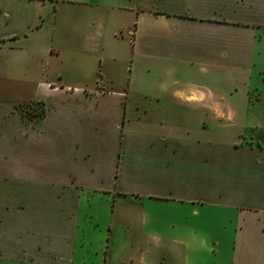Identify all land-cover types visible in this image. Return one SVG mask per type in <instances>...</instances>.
<instances>
[{
  "label": "crops",
  "instance_id": "0c3cea01",
  "mask_svg": "<svg viewBox=\"0 0 264 264\" xmlns=\"http://www.w3.org/2000/svg\"><path fill=\"white\" fill-rule=\"evenodd\" d=\"M0 76V264H264V0H0Z\"/></svg>",
  "mask_w": 264,
  "mask_h": 264
},
{
  "label": "rangeland",
  "instance_id": "374dc122",
  "mask_svg": "<svg viewBox=\"0 0 264 264\" xmlns=\"http://www.w3.org/2000/svg\"><path fill=\"white\" fill-rule=\"evenodd\" d=\"M81 14H82V12L76 7H75V9H71V7H67V8H65V7L63 8L62 7L59 10V13H58V16H59V22H58V25H57L58 30L62 31L63 33H66L67 31L72 33V29H74V27H79L77 30L80 33H84L85 30H87L88 32H90V31L93 32V30L89 26H87V24L79 25V24H77V23L75 24L73 22H72V24H69L70 20L67 19V18L79 16ZM123 35H125V32L123 33ZM64 49L67 50V52L65 51L64 53H61L59 55V58L57 59L58 64L55 66V69L57 71H62L64 73V72H67L68 70H73V69H76L77 67H80L81 66V61L79 63L80 57L71 56L70 55V50L71 49H70L69 46H65ZM93 64H94V66L96 65V60L95 59H93ZM91 66L92 65L90 64V67ZM106 68H107L106 64L104 66H103V64H101V70L103 72L105 71ZM118 68L120 69L121 66L120 65L117 66V69H116L117 71L111 68V70H108L106 72L110 73L112 75V77H115V79H118L121 76V73L119 72ZM11 74H12V72L9 73V75H11ZM124 78H125V75L123 76V79ZM5 79H6L5 77H1L0 76V82L4 83ZM123 84H125L124 89H127L129 87L127 81H126V83L124 82ZM9 90H10L9 91L10 95H12V90L13 89L10 88ZM113 90H117V88H115ZM16 91H17V89H14L13 94ZM26 108L29 109V110L30 109L33 110L32 112H36L37 114H39L40 111H41V106H39V105H28V107H26ZM259 123L261 124V126L264 129V117L260 118ZM256 135L258 137H264V131L263 132H258ZM97 206L101 209V200L98 201ZM94 214L95 215H93V216H95V217L92 218V217L89 216L88 219H86L88 221V223L90 222L93 227L95 226V223H96L95 220L98 217V212H94ZM101 219H102V217H101ZM82 220H84L83 216H81V221ZM82 224H83V222H81V225ZM121 231L124 233V230H121ZM125 237L126 236H125V233H124L123 241H125ZM113 250H114L115 255H116L117 264H128V262H129L128 261V257L127 256H123L121 254V252H119V249L116 247V245L113 246ZM78 262H79L78 264H82L83 259H80ZM206 262L205 263L198 262V263L212 264V261L210 259H208ZM154 263H155V261H154ZM86 264H100V260H98V258H96V257H93L92 259L90 258L89 260H87ZM113 264H115V263H113Z\"/></svg>",
  "mask_w": 264,
  "mask_h": 264
}]
</instances>
